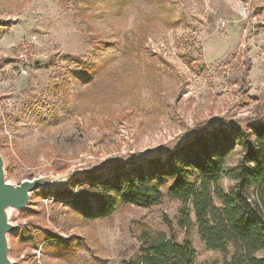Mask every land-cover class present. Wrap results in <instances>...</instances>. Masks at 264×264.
I'll use <instances>...</instances> for the list:
<instances>
[{
	"label": "rangeland",
	"instance_id": "1",
	"mask_svg": "<svg viewBox=\"0 0 264 264\" xmlns=\"http://www.w3.org/2000/svg\"><path fill=\"white\" fill-rule=\"evenodd\" d=\"M29 36L27 73L0 80V151L11 183L109 176L166 156L199 127L247 130L264 117V0H0L1 67ZM241 154L236 146L228 163ZM178 208L164 195L148 208L121 205L85 219L38 190L11 212L19 226L8 236L11 264H123L140 254L143 231L181 241ZM44 229L61 241L41 243ZM189 238L198 264L229 261L195 228Z\"/></svg>",
	"mask_w": 264,
	"mask_h": 264
},
{
	"label": "trees",
	"instance_id": "2",
	"mask_svg": "<svg viewBox=\"0 0 264 264\" xmlns=\"http://www.w3.org/2000/svg\"><path fill=\"white\" fill-rule=\"evenodd\" d=\"M236 146L242 154L231 165L228 158ZM42 194L54 195L85 219L109 217L121 205L148 208L164 195L178 201L181 241L143 231L140 254L123 264H198L189 238L192 228L206 248L230 256L227 264H264V117L247 130L222 124L199 127L166 156L118 166L109 176L88 172ZM42 236L41 243L61 241L51 230H42Z\"/></svg>",
	"mask_w": 264,
	"mask_h": 264
},
{
	"label": "water",
	"instance_id": "3",
	"mask_svg": "<svg viewBox=\"0 0 264 264\" xmlns=\"http://www.w3.org/2000/svg\"><path fill=\"white\" fill-rule=\"evenodd\" d=\"M68 182L64 176L44 175L11 183L6 178L5 161L0 151V264L12 263L8 236L17 232L19 226L10 220L11 212L25 210L30 204L32 193Z\"/></svg>",
	"mask_w": 264,
	"mask_h": 264
},
{
	"label": "built area",
	"instance_id": "4",
	"mask_svg": "<svg viewBox=\"0 0 264 264\" xmlns=\"http://www.w3.org/2000/svg\"><path fill=\"white\" fill-rule=\"evenodd\" d=\"M221 25H225V21H221ZM36 43L35 36H29L28 38L19 42L14 55V63L9 67L8 70H5L0 66V80L5 75V72L11 78H17L25 75L30 61L34 57L33 47ZM258 58L264 64V44L261 45L258 51Z\"/></svg>",
	"mask_w": 264,
	"mask_h": 264
}]
</instances>
